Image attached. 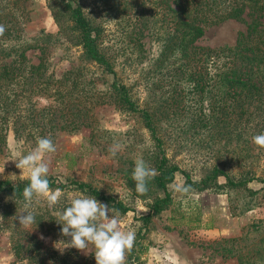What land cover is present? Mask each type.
<instances>
[{"label":"rangeland","instance_id":"1","mask_svg":"<svg viewBox=\"0 0 264 264\" xmlns=\"http://www.w3.org/2000/svg\"><path fill=\"white\" fill-rule=\"evenodd\" d=\"M83 2L104 27L102 46L111 55L116 77L86 63L90 74L81 79L86 81L94 76V88L102 97L108 94V86L114 78L130 85L140 106L150 111L167 158L187 171L192 180L199 181L213 165L234 174V179L240 178L241 172L255 176L246 186L190 189L188 193L181 194L175 191L174 186H186L185 177L181 171L175 172L173 182L168 185L172 201L152 215L141 239L145 251L135 254L131 249L126 253V262L238 264L236 257L222 250L227 243L221 239L240 236L248 231L251 223L264 221V149L252 140L254 135L264 133V123L260 122L264 116V82L259 83L261 94L249 108L251 111L253 105L257 106V114L243 115L237 122L234 116L225 117L217 127L210 126L209 98L212 94H209V84L204 90H197L188 82L177 80V75L171 77L172 58L161 57L162 41L147 34V30L142 38V52L132 50L133 42L129 41L131 37L126 31L133 25L131 20H126L133 14V5L126 0ZM24 5L27 20L22 35L24 44L32 46L25 51L29 63L37 64L42 49H45L47 72L60 74L70 68L82 67L84 60L80 48L72 41L63 43L61 35H56L59 27L53 17V12H57L55 3L52 0H26ZM121 7H124V18L118 12ZM250 21L251 16L245 14L241 19L205 25V32L196 44L207 47L233 45L238 34L247 30ZM40 44L42 48L37 47ZM205 75L209 80V74ZM40 104L46 105L47 100L41 99ZM83 118L89 125L53 133L57 150L46 157L50 162L48 176L61 182L76 180L89 183L122 201L130 210L122 213L113 209L114 214L120 221L121 230L134 232L139 225L137 218L149 212L140 210L149 209L155 196H164L161 190L145 197L135 196L127 183V179L132 178L136 160L143 159L155 169L152 160V152L156 151L154 140L138 114L117 102L100 99ZM257 122L259 129L255 128ZM246 124L249 128L240 130ZM117 143L121 149L113 157L109 148ZM36 145L33 140L19 137L10 129L0 148V168L4 166L0 179L27 177V172L21 174V169L16 167L17 161L11 159L17 158V154H28ZM216 182L226 184V178L219 176ZM70 196L86 195L75 192ZM195 217L199 220L197 223ZM31 232L40 240L41 247L32 256L24 254L18 258L13 254L8 235L0 232V264H96L95 249L91 245L88 254L75 248L66 249L61 254L55 245L65 240L64 237ZM262 238L264 227L259 231L250 228L245 242L248 244Z\"/></svg>","mask_w":264,"mask_h":264},{"label":"trees","instance_id":"2","mask_svg":"<svg viewBox=\"0 0 264 264\" xmlns=\"http://www.w3.org/2000/svg\"><path fill=\"white\" fill-rule=\"evenodd\" d=\"M52 1L57 9V12H53L59 27L56 35H61L63 43L72 41L80 48L84 65L80 67L81 70L75 67L60 74L47 72L48 57L44 53L45 49H42L38 63L30 64L25 51L32 46L24 44L22 35L23 25L27 20L24 5L26 0H0V24L6 28L0 36V148L10 129L17 136L33 140L37 144L38 138L42 137L54 140L53 133L58 130L89 125L82 117L90 113L100 99L117 102L125 109L137 113L153 138L156 149L152 152V160L158 174L148 182L146 195L161 190L164 196H155L149 205V212L137 218L139 225L134 231L135 243L132 248L135 254L145 251L141 239L144 238L152 215L172 201L168 185L173 182L175 172L181 171L185 177V185L197 190L246 186L254 179L255 176H248V172H241L240 178L234 179V174L213 165L203 178L195 181L187 171L171 163L164 152L150 111L140 106L130 85L114 78L108 86V94L102 97L94 88V76L86 81L81 79L90 74V67L86 63L95 65L102 73L107 72L116 77L111 55L102 46L103 25L87 9L83 0ZM126 1L134 6L133 14L126 20H131L130 24L133 25L126 31L131 37L129 41L133 42L132 50L142 52V38L147 30V34L162 41L161 57L172 58L171 77L177 75V80L186 81L197 90H204L209 84V94H212L209 98L210 126H216L225 117L234 116L237 122L243 115L257 114V106L253 105L251 111L249 108L261 94L259 83L264 82V0ZM123 10L124 7H121L118 12L124 18ZM245 14L251 16V21L247 30L238 34L235 44L218 47L196 44L205 32V25L217 24L227 19H241ZM37 47L43 46L40 44ZM205 74H209V80ZM41 99L47 100V104L41 105ZM260 122L264 123V116ZM259 125L257 122L255 128L259 129ZM247 128L249 126L246 124L240 130L246 131ZM219 176L226 178V184L216 182ZM48 180L50 188L61 189L64 196L52 209L48 208L44 200L35 205L38 226L31 231L63 237L60 233L61 225L55 220L56 212L69 206L73 196L70 194L75 192L95 197L122 213L130 210L122 201L89 183L76 180L61 182L51 176H48ZM28 183L26 177L0 179V232L8 235L11 249L17 258L24 254L32 256L41 247L37 236L16 219L24 202L23 189ZM127 183L133 195L141 196L136 192L132 178L129 177ZM194 219L196 223L199 221L197 217ZM208 227L211 228L212 225L209 224ZM263 227L264 221L253 222L244 234L222 238L221 242L227 243L222 250L227 255L236 257L238 264H264V260L261 262L264 259V243H261L264 238L248 244L245 242L250 228L252 231H259ZM64 239L68 240L66 237Z\"/></svg>","mask_w":264,"mask_h":264},{"label":"clouds","instance_id":"3","mask_svg":"<svg viewBox=\"0 0 264 264\" xmlns=\"http://www.w3.org/2000/svg\"><path fill=\"white\" fill-rule=\"evenodd\" d=\"M5 31V26L0 24V36ZM252 140L259 148L264 149V133L254 135ZM120 149V144H114L109 148V153L114 157ZM56 150L51 137H42L38 138L36 147L28 154H17V158L11 159L17 161L16 167L21 169V174L27 172L26 178L29 183L23 189L24 202L16 219L29 231L38 226L35 205L44 200L48 208L52 209L64 196L61 189L52 190L48 180L50 162L46 157ZM3 173L4 166L0 168V174ZM157 174L156 169L150 168L143 159L136 160L132 173L136 192L141 196L146 195L148 182ZM190 187V185L176 184L174 189L178 193L186 194L190 191ZM140 211L146 213L149 209L143 208ZM55 220L61 225V235L70 237L67 241L60 240L56 243L55 247L61 254L69 248L88 254L91 245L95 249L96 264H126V253L134 246L135 233L121 230L117 215L108 205L95 197L76 196L70 200L69 206L56 212ZM43 238L41 235V239Z\"/></svg>","mask_w":264,"mask_h":264},{"label":"crops","instance_id":"4","mask_svg":"<svg viewBox=\"0 0 264 264\" xmlns=\"http://www.w3.org/2000/svg\"><path fill=\"white\" fill-rule=\"evenodd\" d=\"M182 263V262H181Z\"/></svg>","mask_w":264,"mask_h":264}]
</instances>
